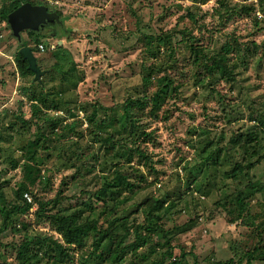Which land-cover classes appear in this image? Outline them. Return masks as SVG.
<instances>
[{"label": "rangeland", "instance_id": "rangeland-1", "mask_svg": "<svg viewBox=\"0 0 264 264\" xmlns=\"http://www.w3.org/2000/svg\"><path fill=\"white\" fill-rule=\"evenodd\" d=\"M5 1L0 0V9ZM40 1L57 11L63 26L56 36L24 31L23 39L34 48L41 69L50 68L57 71L56 77L61 73L68 79L52 81L46 73L39 80H34V74L20 76L14 61L19 46L7 22L0 21V226L1 213L14 201L24 200L16 196L20 185L29 195L23 196L29 205L18 214L15 229L0 232V264H22L18 249L29 239L34 250L38 239L57 241L60 256L48 260L39 252L24 264H80L95 251L99 238L94 231L79 248L64 243L48 218L36 217L38 202L55 197L58 204L46 213L65 208L71 212L83 206L80 201L93 200L97 228H113L97 249L107 258L115 246L134 240L135 224L149 220L150 199L164 197L161 230L157 226L151 232L140 230L145 244L134 255L136 264L158 260L166 241L173 255L191 251L195 259L190 253L187 260L195 264L227 259L230 264H244L246 252L254 248L252 264H264V141L257 152L236 146L219 153L215 163L208 157L206 172L194 170L210 151L225 146L233 133L264 128L260 116L264 112V0ZM189 41L199 51L192 53ZM222 54L229 74L207 68L213 62L209 56L216 60ZM161 86L168 88L156 107L141 105L146 99L150 104L149 98ZM35 93L42 97L37 104L45 116L20 122L16 115L30 118ZM58 99L62 102L56 107ZM129 99L134 105L127 104L126 109L134 112L150 137L140 144L143 155L134 153L128 162L113 157L110 167L104 168L102 142L94 141L89 130L105 112L122 116L121 104ZM86 110L95 113L93 123ZM66 122L75 124V131L68 125L62 129ZM82 150L84 155L93 150L97 157H90L84 167L65 164L68 155ZM216 155L212 154L213 160ZM115 170L137 175L140 187L107 214L113 207L108 191H99L105 194V202L94 192L104 182L102 175L110 180ZM244 171L257 183V191L243 199V210L237 214L236 194L251 190ZM190 174L196 180L187 182ZM113 217L133 224L130 233L124 235L118 224L108 227ZM184 223L194 227L181 231ZM152 245H156L153 252Z\"/></svg>", "mask_w": 264, "mask_h": 264}, {"label": "trees", "instance_id": "trees-1", "mask_svg": "<svg viewBox=\"0 0 264 264\" xmlns=\"http://www.w3.org/2000/svg\"><path fill=\"white\" fill-rule=\"evenodd\" d=\"M25 1H30L32 3H39L42 1L38 0H6L3 4V7L0 9V21H6L7 20V14L15 9L17 6H19L22 2ZM43 3V2H42ZM44 4V3H43ZM49 8V7H48ZM49 10H52L49 8ZM29 32L30 35L38 36V34L32 32V31H27ZM157 38H165L166 35H158ZM170 39V36H169ZM26 39L24 38V44L28 45L26 42ZM37 39L35 40V47H37ZM188 46H191V52L196 53V51H199V49L195 50L194 46L191 41H189ZM226 49V48H223ZM32 50L34 51V48L32 47ZM212 60L213 62L207 65V68L210 70H213V67L216 69L220 70L221 73L224 74H229V68L228 66L224 63V58L223 54L221 57H211L209 56V60ZM14 61L15 65L18 69V72L20 76L24 75H32L33 72L28 68V63L25 59H23L22 54L19 52L17 49L16 53L14 54ZM222 61V62H221ZM213 64V65H212ZM52 68V66H51ZM46 71V76H49L50 80L54 81L56 78L60 79V83H64L68 77L65 74H59V76H55L54 73L57 71L50 70V68L45 69ZM229 71V72H228ZM54 79V80H53ZM41 85L44 84V80L41 78ZM168 88V87H167ZM165 86H161L157 89V91L149 98L150 99V104L148 100L146 99L144 102H142L141 105H149L152 107L157 106V102L159 100V97H161L162 94L166 93ZM33 98L35 102L31 105V116L30 118H24L23 116H17L16 119H20V122L26 123V122H31L34 117H42L45 116L46 111L41 110L37 104L38 99L42 98L40 97L37 93L33 94ZM132 99V98H130ZM129 99V102H125L124 104H121L123 107L124 114L122 116H114L113 113L111 115L107 112L104 113L103 116L99 117V120L96 121L98 125H96L94 128H91L89 130V135H91L94 141L96 142H102V148L100 150L103 152L101 158L104 160L101 162L103 167L106 168V165L110 167L111 161L113 160V157L119 159L120 157L124 158L127 162L128 160L131 159L132 155L135 153L136 155H143V151L139 148L140 144L143 142L142 139L144 138H149L150 133H146L142 128L141 125H139L138 122H136L138 119L134 116V112L128 111L126 109V105L129 104L131 107H133L134 103L132 100ZM62 100L57 101L55 103V106L57 107L58 103H61ZM87 103V102H86ZM86 103H82V107H86ZM55 107V109H56ZM69 111H71L70 108H68ZM86 117L89 122L93 123L95 121V113L93 111H88ZM78 114V111L76 113H72V116H75ZM260 116H264V112L260 113ZM58 118H61L62 120H66V116H58ZM51 125H55L54 123ZM68 125L70 130L75 131V124L73 125L72 123H65L64 125H61L62 129H65L66 126ZM10 128V127H9ZM40 130V129H37ZM65 131V130H64ZM264 132V128L256 131H240L237 133H233L229 139L228 142L225 146L218 147L214 151H210L208 153V156L205 157L203 162L196 166L194 170L196 171V174L198 172H206L209 169V164H207V158L209 157L214 163L218 160L220 154L219 153H228L230 151H233V149L236 146H243L244 151H248V149L251 147L252 151H259V147L261 145V142L264 141V136L262 133ZM38 136V135H37ZM45 137V134H43V138ZM41 138V135H40ZM39 138V140H40ZM38 139L36 141H39ZM211 142L213 140H210ZM243 141V144H242ZM209 143V142H208ZM46 147V146H45ZM258 147V148H257ZM217 153L215 159H212V154ZM95 158L97 157V152L91 150L87 153V155L83 154L82 151L75 152L71 155H68L65 158V164L68 163V165H77L78 163L81 164L82 167H84L85 162L89 160V158ZM73 159L72 162L70 160ZM100 158H98L99 160ZM236 167L240 170H242L241 164L236 162ZM190 173L192 172V169H189ZM113 177L108 180L105 175H102L103 179V184L101 188H99L94 194H97L98 199H104L103 201L105 202V194H100L99 191L104 188L105 190L108 191L109 199L111 200L110 203L113 204L112 209H110L107 214H109L111 211L113 212L114 209L116 208L117 204H123L129 200V196L131 194H135L138 191V188L140 187L139 182L140 180L137 178V175L135 176L132 175L133 173L130 172V174H127V172H124L123 170H115L114 171ZM105 176V177H103ZM141 176V174H140ZM196 175L190 174L189 177H191V180L187 179V182L196 180L195 178ZM131 177V178H130ZM244 177L247 178L248 184L251 186V190L247 192L245 195H240L239 193L236 194L235 196V206L238 210L237 214H240L241 211L243 210L244 204H243V199L257 191V183L252 182V179L249 177L248 173L244 171ZM189 184V183H188ZM26 191V186L20 185L19 188L16 190V196L18 198H22V200H25V194ZM123 194V195H122ZM122 195V196H121ZM24 196V197H23ZM16 197V198H17ZM17 198V200H18ZM24 200L22 203L20 202H15L12 203V206L9 208H6L1 214H2V225L0 226V232L3 229H7L8 227H11L15 229L16 226V220L17 216L19 213H22L26 207H28L29 203L25 202ZM102 201V202H103ZM166 198L164 197H155L150 199V203L148 205L147 211H146V217L149 220L154 219L155 222L151 223L149 220L147 222L145 221L144 223L141 224H135L134 229L131 231V233H135V238L133 241L124 244L123 247L118 248V246H115L114 250L112 251L111 254H109V258L103 256V250L97 251V249L101 246V240L104 239L105 237L109 236V231H111L113 228H105L104 230L97 228V222L98 218L97 215L98 213L95 211V206L92 203L93 200H90V198L85 199L80 201V203L83 205L80 208H74L72 209L71 212H65L66 208L63 209L62 211L58 209L57 212L55 213H46V211H49L54 208L59 201L56 200V197L54 199L46 200V201H40L38 202V209L35 211V215L37 218H42L46 217L48 218L54 228L61 233L63 237L64 243L68 244H73L77 247H82L84 245L85 238L88 237L89 232L94 231L95 236L98 238V244L94 246L95 251L94 252H89L87 254L86 258L82 259L80 264H104L103 262L108 261L110 258L112 260L110 263L106 264H136L134 261V255H136V251L140 247H142L145 244L144 240V235L141 229H144L146 232L148 231H153L156 226L159 228V232L161 230L160 225H158V221L161 218V210L163 205L165 204ZM109 204V203H108ZM107 204V205H108ZM84 207L86 210L89 208V212L84 214ZM46 210V211H45ZM113 221V223H111ZM115 221V223H114ZM115 224H118L121 226L124 230V235H127L130 233V229L133 226V224H127L126 219H119L113 217L112 220H110V224L108 227L115 226ZM192 224V223H191ZM194 227V224H183V230H187ZM145 232V233H146ZM124 236H122V239ZM47 238L44 237L42 239H38L37 242L34 244V248L29 247L30 239L29 240H23L22 243L20 244V248L18 249V254L17 258H20L22 261V264L24 263H29L30 257L36 255L40 252V255L48 257L47 259H53V258H58L60 254H57V251L55 250V245H58L59 243L54 240H48V242H45ZM50 239V238H48ZM166 239V238H165ZM165 250H163L160 254V258L156 260L155 258L153 261L149 262V264H161L166 257L171 258L168 264H195V262H188L187 256L191 253L193 258L195 259V255L191 251H182L178 256L173 255L171 244L166 241ZM44 244L46 247H44ZM61 245H63L61 243ZM107 245V244H104ZM26 247V248H25ZM111 246L108 247V251H111L110 249ZM156 248V245L150 246V251L153 252L154 249ZM32 251V252H30ZM254 250L250 252H246L245 256V263L244 264H252V261L256 258L254 255ZM30 252V254H29ZM61 253V252H60ZM63 256L66 254L63 252ZM127 255H131L132 258L129 257V259L126 257ZM125 256V257H124ZM126 258V259H125ZM59 259V258H58ZM114 260V261H113ZM144 260V259H143ZM231 260L227 259L224 261H215L212 264H230Z\"/></svg>", "mask_w": 264, "mask_h": 264}, {"label": "water", "instance_id": "water-1", "mask_svg": "<svg viewBox=\"0 0 264 264\" xmlns=\"http://www.w3.org/2000/svg\"><path fill=\"white\" fill-rule=\"evenodd\" d=\"M6 22L10 36L16 40L19 52L27 61L28 68L34 73V80H39L46 70L38 65L32 47L24 44L22 33L23 31H32L36 34L47 32L56 36L59 34V28L63 26L62 19L59 18L56 10H49L43 3L25 1L7 14Z\"/></svg>", "mask_w": 264, "mask_h": 264}, {"label": "built area", "instance_id": "built-area-1", "mask_svg": "<svg viewBox=\"0 0 264 264\" xmlns=\"http://www.w3.org/2000/svg\"><path fill=\"white\" fill-rule=\"evenodd\" d=\"M24 196H25L26 198H29V197H28L29 195H28V194H26V192H25Z\"/></svg>", "mask_w": 264, "mask_h": 264}, {"label": "flooded vegetation", "instance_id": "flooded-vegetation-1", "mask_svg": "<svg viewBox=\"0 0 264 264\" xmlns=\"http://www.w3.org/2000/svg\"><path fill=\"white\" fill-rule=\"evenodd\" d=\"M24 32V31H23ZM32 47V46H31ZM39 65V64H38ZM34 74V73H33Z\"/></svg>", "mask_w": 264, "mask_h": 264}]
</instances>
